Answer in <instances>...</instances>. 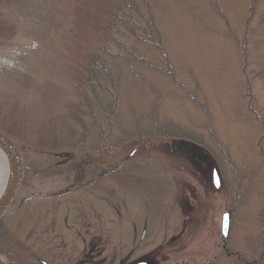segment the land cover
Returning <instances> with one entry per match:
<instances>
[{"label":"rangeland","instance_id":"1","mask_svg":"<svg viewBox=\"0 0 264 264\" xmlns=\"http://www.w3.org/2000/svg\"><path fill=\"white\" fill-rule=\"evenodd\" d=\"M100 1L0 3L2 21L14 26L13 39L0 49V122L27 166L25 185L4 225L18 244L39 251L50 264H69L40 252L50 248V222L67 238L75 226H91L90 235L97 231L101 240L102 264H132L137 259L150 264H237L236 258L250 264L262 259L264 264L259 247L264 234L263 0L256 1L250 15L252 0H216L226 22L209 0H149L175 73L202 111L183 88L166 84L170 89H155L161 101L152 124L159 127V136L140 141L134 136L139 130L148 133L154 97L142 82L124 73L119 128L113 131L114 138L124 142L108 156L92 151L76 155L66 147L75 137L70 133H77L71 117L77 92L71 72L92 40L89 20ZM142 55L158 60L153 50ZM242 62L252 107L262 123L247 112ZM135 70L149 78L142 65L136 64ZM150 79L152 84L159 81L155 75ZM123 127L131 131L123 134ZM173 133L205 142L216 155V168L190 147L195 142ZM54 139L58 152L50 150ZM92 139L93 134L87 144ZM41 142L50 149L36 147ZM57 166L67 170L53 173ZM75 208L91 211L89 220L77 216L75 222ZM225 212L230 214L225 249L236 258L221 252L220 217ZM68 240L74 248V238Z\"/></svg>","mask_w":264,"mask_h":264},{"label":"trees","instance_id":"2","mask_svg":"<svg viewBox=\"0 0 264 264\" xmlns=\"http://www.w3.org/2000/svg\"><path fill=\"white\" fill-rule=\"evenodd\" d=\"M9 1L10 0H0V3L7 4ZM209 1L210 3L212 2L216 14L225 21L226 18L220 10L216 0ZM256 1L257 0H252L253 5L251 4L250 6L249 15L255 11ZM261 14V19L263 20L262 37L264 38V0ZM89 26L92 33V40L89 44H86L87 50L81 57V61L75 64L71 72V79L75 89H77L76 100L71 106L73 110L71 112V117L76 125L77 133H70L71 136L75 137H73V139L69 138L66 147L70 149L72 153L78 155L92 151L94 154L108 156L116 152L121 143L124 142V138H114L113 134L114 129L119 128L116 122L118 120L117 115L124 73H128L133 79L142 82L147 90H150L152 97H154V104L151 109L152 120L150 125L147 126L150 127L148 133L139 130L134 136L140 141L148 142V140H146L147 136H149L150 141L159 136V127L153 126L152 124V122H155L154 116L158 104L161 101L159 93L155 89L183 88L187 98L202 111L203 106L198 102L195 96L192 97L190 95L186 86L179 81L175 73V69L165 52L161 34L156 26L149 0H101L95 7V14L89 20ZM11 31H13L12 34L9 33ZM228 31L229 37L237 42L238 39L234 32L231 30ZM13 37L14 26H10L8 23L5 25L0 13V49L6 47ZM244 45V43L239 45L241 47L242 58H245ZM137 48H139L138 51H136ZM150 50H153L158 56L157 62H151L142 55V53H150ZM136 64L142 65L144 70L148 73L149 78H146L144 74L138 73L135 70ZM243 65L244 62H242V67L240 66L241 70L239 71L244 85L243 97L244 100L248 102L247 112L249 115L253 116L254 120L256 117V120L260 122L259 117L252 107L251 94L249 91L250 82L245 75ZM152 75L157 76L159 81L155 80L152 84V80L150 79ZM160 84H164L165 87H161ZM166 84H170V88L167 87ZM262 122L263 120L260 123ZM122 126L124 125H121V127ZM207 126L209 127V124ZM0 130L6 135L11 134L8 131L9 129H6L1 122ZM129 131L125 128L123 134ZM91 134H93V139L87 144V139ZM164 135L166 136V134ZM171 135L172 137L175 136L186 141L191 139V141L195 142V144L191 143V145H193L196 150L203 152L206 155L204 158H207L208 162L212 161L216 168L215 161H213L216 155L212 152L211 148L206 146L205 142L188 136H182L181 134L173 133ZM211 138L214 139L213 136ZM56 143V140L52 143V149H50L48 145H43L42 142L37 144L36 147L58 152L61 148L57 147ZM214 145L216 146L215 142ZM24 167L27 171L26 164ZM65 170H67V168L63 167V169H57L56 171L61 173ZM24 185L25 183H23V186ZM259 247L264 252L263 232L260 235ZM37 252L36 250V252L33 253V251L25 247V245L18 244L3 221L0 222V264H38L37 259H40V257L37 255ZM221 252L226 255L222 246ZM227 255L236 258L232 254H228V252ZM236 260L237 264H250L244 263L238 258H236ZM261 260L262 259L256 261V264H262L263 260Z\"/></svg>","mask_w":264,"mask_h":264},{"label":"flooded vegetation","instance_id":"3","mask_svg":"<svg viewBox=\"0 0 264 264\" xmlns=\"http://www.w3.org/2000/svg\"><path fill=\"white\" fill-rule=\"evenodd\" d=\"M64 166H57L55 169L53 168V173L56 172L57 174L65 173V171L57 172V169H63ZM84 186L87 187L89 185H86L84 183ZM71 188L68 189L70 191ZM67 191V192H68ZM64 192V193H67ZM50 197H52L50 195ZM51 199V198H50ZM75 209L78 212V214H75ZM74 209V215H75V222L79 219V221H88L90 217L91 211H88V214L86 213V210L80 213L81 208H75ZM51 211H54V206L50 207ZM54 216V215H53ZM78 216V219L76 218ZM74 222V225H76ZM50 248L46 251V249H43L40 252L47 253L50 255V253L55 254L59 258V262L62 263V261L69 263V264H102V248H101V240L100 237L97 236V234L94 231V235L91 234V226H87L83 224L81 227L76 230V226L73 231V235L68 234V238L72 237L74 238V248L72 246V242L68 240L67 237H65L62 234V231L59 229H56V223L50 222ZM89 225V224H88ZM65 227V226H64ZM70 227H65L67 231H69ZM59 231L58 233L56 231ZM45 233V232H43ZM145 235V231L141 233L140 240H143ZM133 238H137V230L136 228L133 229ZM77 242L80 243V246L77 247ZM41 243V242H40ZM72 246V248H71ZM224 249V248H223ZM226 252V251H225ZM39 253V251L37 252ZM227 253V252H226ZM229 254V253H228ZM40 257V256H39ZM73 260V261H72ZM146 262L147 264H150L149 260L146 259H137L134 261L135 264L137 262ZM38 264H50L47 260H45L43 257H40V259H37Z\"/></svg>","mask_w":264,"mask_h":264},{"label":"water","instance_id":"4","mask_svg":"<svg viewBox=\"0 0 264 264\" xmlns=\"http://www.w3.org/2000/svg\"><path fill=\"white\" fill-rule=\"evenodd\" d=\"M0 147L5 151L11 169V179L9 183V187L6 192L2 196L0 200V221L4 218V216L9 211L12 206L16 196L22 186L23 178H24V164L21 157V154L13 143V141L6 136L0 130ZM214 188H219L218 177L216 171H213L212 174ZM230 230V214L225 212L220 217V228L219 234L221 239L225 242L228 239ZM135 264H147L146 262H137Z\"/></svg>","mask_w":264,"mask_h":264},{"label":"bare ground","instance_id":"5","mask_svg":"<svg viewBox=\"0 0 264 264\" xmlns=\"http://www.w3.org/2000/svg\"><path fill=\"white\" fill-rule=\"evenodd\" d=\"M10 179V164L5 151L0 147V200L9 187Z\"/></svg>","mask_w":264,"mask_h":264}]
</instances>
